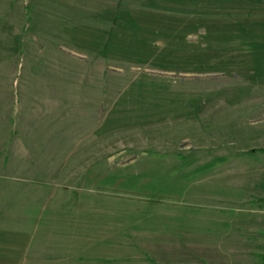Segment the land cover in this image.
Here are the masks:
<instances>
[{
    "label": "rangeland",
    "instance_id": "1",
    "mask_svg": "<svg viewBox=\"0 0 264 264\" xmlns=\"http://www.w3.org/2000/svg\"><path fill=\"white\" fill-rule=\"evenodd\" d=\"M73 1L0 0V206L58 231L26 264H259L264 0Z\"/></svg>",
    "mask_w": 264,
    "mask_h": 264
},
{
    "label": "crops",
    "instance_id": "2",
    "mask_svg": "<svg viewBox=\"0 0 264 264\" xmlns=\"http://www.w3.org/2000/svg\"><path fill=\"white\" fill-rule=\"evenodd\" d=\"M33 1V0H31ZM46 1V0H45ZM66 8L68 10L76 9L81 7L73 0H66ZM32 5V9L41 8V4L39 2H30ZM40 4V5H39ZM86 6V5H85ZM35 7V8H34ZM87 7V6H86ZM23 97H30L29 100L33 101L34 96L36 94L25 93L22 94ZM15 130H11L10 133L14 134ZM54 230L52 227L46 226H38V220L36 217V205L35 202H25L22 207H19L16 203H10L8 205L0 206V264H26V252L30 251V249L34 248L31 245H51V242L54 240L53 236ZM84 241V237H83ZM84 245V244H83ZM160 246V245H159ZM161 250L165 249V246L162 245ZM208 246V247H207ZM205 246L206 249H209V245ZM213 248H217V246L211 245ZM221 246V247H219ZM218 248L225 250L223 252L222 257H220V261L222 264H237L231 262L230 258L242 257L243 261L241 264H246V251L245 245H219ZM239 246H241V252H235L237 249L240 251ZM168 247H175L177 250H180L181 245H172ZM176 250V251H177ZM262 251V248H261ZM212 254V252L210 253ZM215 254V253H214ZM261 255V253H259ZM158 255V264H167L166 262H161L162 255L159 253ZM232 255V256H231ZM170 256L174 259L176 258L178 262H173L172 264H205L194 262V258H191L187 255H184L180 252L170 253ZM185 256L184 258H182ZM181 259H184V262H180ZM35 264V260H33ZM212 261V260H211ZM28 262H31V255L28 254ZM215 262H209V264H214ZM259 264H262L261 257Z\"/></svg>",
    "mask_w": 264,
    "mask_h": 264
},
{
    "label": "trees",
    "instance_id": "3",
    "mask_svg": "<svg viewBox=\"0 0 264 264\" xmlns=\"http://www.w3.org/2000/svg\"><path fill=\"white\" fill-rule=\"evenodd\" d=\"M25 9H26V7H25ZM25 9H24V11H25L24 16H25V20H26V24H27L29 17H28V14H27ZM24 31H25V29H24ZM261 153L264 154V150L261 151ZM133 196H134L133 197L134 200H136L135 198H138L140 201L144 202L148 207H154V206H157L163 202L162 201L163 199L160 197H157V196H152V195H150V196L133 195ZM261 262H262V264H264V241H263V245H262Z\"/></svg>",
    "mask_w": 264,
    "mask_h": 264
}]
</instances>
